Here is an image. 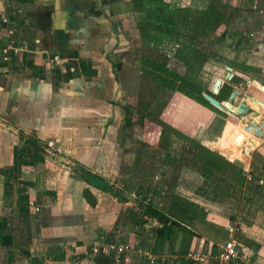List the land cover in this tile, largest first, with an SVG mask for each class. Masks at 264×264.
<instances>
[{"label":"crops","instance_id":"obj_1","mask_svg":"<svg viewBox=\"0 0 264 264\" xmlns=\"http://www.w3.org/2000/svg\"><path fill=\"white\" fill-rule=\"evenodd\" d=\"M205 1V7L211 1L223 10L218 34L226 30L220 39L214 33L207 50L201 48L205 46L201 38L213 32L201 21L205 11L195 7L196 0H0V235L10 242L0 243V264H115L114 257L91 252L102 240L131 248L117 264H139L137 256L143 264H148L147 258L158 260L156 264L163 258L167 264H216L215 237L194 227L196 222L209 230L219 226L190 216V209L183 210L181 220L178 213L166 211L177 208L172 201L169 206L158 201L149 204L182 226H174L162 243L138 229L146 223L137 202L147 199L165 172L161 151L177 138L173 129L189 142L201 136L206 145L214 141L211 147L238 167L244 180L237 182L232 168L203 177L194 146L187 167L190 161L196 164L195 171L216 187L253 192L247 202L264 211L258 184L264 178L260 146L264 138L256 137L252 147L246 144L233 153L227 144L233 131L218 135L224 122L239 119L234 121L229 112L219 109L228 114L221 117L204 99V94L221 103L228 99L234 86L222 81L216 94L212 86L229 66L242 78L241 96L233 105L245 95L264 102L260 88L264 85V0ZM181 46L203 54L206 64L201 65L198 56L191 58L193 54L184 56L177 49ZM138 47L142 51L136 57ZM151 61L181 76V83H175L174 89L160 84L156 72L151 75ZM133 62L140 74L169 94L163 112L168 116L165 123L174 127L168 137L162 135L164 130L154 136L166 143L151 146L149 154L142 156L129 144L134 126L145 129L147 141V126L126 113L123 118L120 106L130 98L127 86ZM214 62L224 73L213 76L210 84L197 83L203 67ZM189 81L200 88L190 92L196 98L183 86ZM130 103L124 109L129 110ZM247 118L241 120L249 122ZM131 157L139 158L137 166H131ZM177 195V202L198 204ZM228 224L224 227L228 234L220 237H227L224 242L235 239L232 229L238 230ZM137 249L151 256L138 254ZM259 249L258 243L254 248L246 246L244 254L250 258L240 261H259ZM189 250L204 252L205 259L182 256Z\"/></svg>","mask_w":264,"mask_h":264},{"label":"rangeland","instance_id":"obj_2","mask_svg":"<svg viewBox=\"0 0 264 264\" xmlns=\"http://www.w3.org/2000/svg\"><path fill=\"white\" fill-rule=\"evenodd\" d=\"M198 1L195 3L197 6H195L198 9H204L205 6L203 5L204 2L206 4L205 0H196ZM215 34H218V29L216 30ZM213 32L210 37L207 38H201V43L204 42L205 46L201 48L208 49V46L211 48V43L215 40L213 36H216ZM202 37V36H201ZM216 46L213 44V50L216 51L215 49ZM139 51L136 54V57L139 55L140 51H142V47H138ZM158 50H163L162 52L168 53V51H165L166 48L164 47H158ZM170 50L171 47H170ZM171 52V51H170ZM197 52V51H196ZM198 53V52H197ZM193 56L191 58H196L195 53H191L189 55ZM174 57V56H173ZM210 62V61H209ZM211 63V62H210ZM208 63L207 66L203 67L201 76L197 83L199 82L203 86L209 82H213V76H218L222 75L224 72L223 69L218 68L219 66L217 63L214 62V64ZM134 62L132 63V71H131V82L129 86H127V92L128 95H130L129 99H126V101L121 102L120 106L123 109V118L126 113V116L130 117L131 120L133 119L135 122L136 121H141L145 122L148 129V137L147 141L144 136V128H139L134 126L132 130V137L131 141L132 143L129 144V149L132 150L134 153L138 152L139 154L141 153L144 155H148L151 150H149L152 147H157L160 148L161 145L165 144V141L158 140L156 141L154 139V136L158 137V134H160L161 130L164 132L162 135L164 137H168L170 135V131L174 128L169 126L167 123H165L167 119V115L163 112L164 108V102L166 101L169 97V94H164L166 91L161 92L156 86L155 82L148 80L147 77L144 75L140 74L138 72V68ZM209 76H212L211 78ZM223 78V77H222ZM190 83L183 85L187 87L186 93L190 94L192 97L196 98V94H191L192 91H197L200 89L195 82L189 81ZM185 91V90H184ZM191 92V93H190ZM200 94V93H199ZM202 96V94H200ZM123 101V100H122ZM131 101L130 106L131 108L129 110L124 109V106L128 104V102ZM207 102V100H205ZM127 102V103H126ZM247 102L251 108L254 110L258 111L259 115L253 116L252 119L255 121H260L262 118H264L263 114V109L259 105L258 101L256 99L251 100L250 98L247 99ZM123 103V104H122ZM143 103V104H142ZM212 109L216 110L214 111L215 113H219L218 108L210 105ZM231 108L235 111L236 106L231 105ZM192 113V112H191ZM221 117H228V114H221L219 113ZM223 115V116H222ZM190 117V116H189ZM187 118V117H186ZM230 118L234 121H236V118ZM169 120L171 118L169 117ZM163 125V127L161 126ZM248 125V122H243L241 119H239L237 122H233L231 120H227L224 122L222 125L220 134L218 135L219 128L215 127L214 131L215 134L218 135V137H223V135H230L233 131V133L230 135L228 139V146L229 150H231L233 153L237 154L239 150L244 146V145H249L253 146L255 143V138L257 136H254V134L248 130H246V126ZM188 128V127H187ZM187 130V129H186ZM173 134L177 137L174 139V143L170 146L168 150L162 149L161 151V157L162 161L165 164L164 166V173L161 174L159 178L158 183L152 186V191L148 192L147 194V199L146 197L142 198V200L138 201L139 205L144 208L146 205L153 204L155 205V201L163 203L161 206H164L165 204L175 203V210L173 211L172 208L166 209V211H171L172 213L176 214L178 213V218L181 220L185 218L183 216V210L190 209L189 215L190 216H195L197 218H206L211 220L213 223H215L218 227L217 230H209L206 225L203 223H198L196 222V226L194 229L198 231L200 234L202 233H207L208 235H212V237H215L214 243L212 244L213 250L217 247L219 243H222L223 240H225L222 236L226 233L228 234V231L224 229L226 228L228 223H232L233 226H236L238 230H235L234 228L232 229L233 235L238 243L239 246L242 250V255L246 252L245 248L246 246L250 248H254V243H258L260 246V254H261V259L257 261V258L254 260L250 261L249 264H264V211L262 210H256L255 207L257 206H252L250 202H247V199L251 197L252 194H254L251 191L245 192L241 191V189L236 188L232 190H226L224 188H219L216 187L209 182H206L203 177H201L198 172H196V164L192 163L190 161V168L187 167V158L188 160H191L194 158L192 156V152L194 150L193 146L194 144L192 142H189L188 140H184L181 138L182 136L178 131H175L173 129ZM180 135V136H179ZM197 134L195 133V136ZM160 136V135H159ZM163 137V138H164ZM180 137V138H179ZM216 137V138H218ZM179 138V139H178ZM215 138V139H216ZM264 137H262L263 139ZM195 142H198L199 144L203 145L206 147L208 150H210L213 153H216V150L212 148L211 146L212 143L214 142H209V145L204 144L203 142V136L201 137H195L194 138ZM145 141V143L143 142ZM215 142H219V140H215ZM170 143V142H169ZM221 143V142H220ZM149 145V146H148ZM173 146V148H171ZM219 146V145H218ZM262 150L264 149V143L262 145ZM195 147V146H194ZM191 148V149H190ZM190 149V150H189ZM137 155V154H136ZM183 158V159H181ZM185 159V160H184ZM138 160V161H137ZM149 161V159H146ZM183 160V161H182ZM131 166H137L139 162V158H136L133 160V157H131ZM230 162V161H229ZM235 162V161H234ZM240 164H242V161H239ZM152 163V161H150ZM238 163V162H237ZM239 165V164H238ZM240 166V165H239ZM246 166V165H245ZM192 168V169H191ZM192 171H191V170ZM263 182L258 184L261 186V194H264V178H262ZM158 188L157 190H155ZM247 193V194H245ZM181 196L182 198H185L186 196L189 197L190 200H193L195 203L198 204H193L194 206H188L185 205L186 203H180L176 201L175 196ZM143 199H146L147 202H143ZM150 202V203H149ZM255 202L260 204L262 201L255 199ZM147 203V204H146ZM169 213V212H168ZM145 215V214H144ZM205 219V220H206ZM143 222L146 223L144 227L138 226V229H140V232H146L148 237L154 235L153 233V219L147 215L143 217ZM153 226V227H152ZM148 231H145L146 229ZM235 233H234V231ZM243 230V231H242ZM240 231V232H239ZM236 232H239L237 234ZM232 234V233H231ZM231 237V236H230ZM248 240H253L255 242L250 243ZM224 242V241H223ZM218 243V244H217ZM244 248V249H243ZM138 250V249H137ZM136 250V251H137ZM184 251V250H183ZM140 254V253H138ZM247 255V254H246ZM245 254L243 255L244 258L246 256ZM185 256L186 255H182ZM140 258L138 262L140 261L139 264H143L142 258L140 256H137ZM243 258V259H244ZM246 258H250V256H246ZM245 258V259H246ZM148 264H156L154 261L158 260H150L149 258L145 259ZM165 258L162 259L161 264H167L165 261ZM115 264L120 262L119 260L114 261ZM236 264H246L240 260L236 262Z\"/></svg>","mask_w":264,"mask_h":264},{"label":"trees","instance_id":"obj_3","mask_svg":"<svg viewBox=\"0 0 264 264\" xmlns=\"http://www.w3.org/2000/svg\"><path fill=\"white\" fill-rule=\"evenodd\" d=\"M217 8L218 7L216 6V4L210 1L208 6L202 9L205 11V13L201 16V21L214 33L216 32L218 27L221 25L222 16L224 15L223 10L217 9ZM225 35H226V30H223L220 34H218V39L224 37ZM177 49L180 51L181 50L184 51L185 52L184 56H187L186 53L197 54L195 56H198L200 58L199 60L200 64L201 65L206 64L204 63L205 56L203 54L197 53L193 51L192 49H189L183 46ZM188 59L186 60V62L189 61ZM151 63L153 65L150 69L151 75H153L154 72H156L157 79H158V82H160V84L174 89L175 83H177V85L181 83L183 79L181 76H179L178 74H175L174 72L169 71L165 67L159 66L158 64H154V62L152 61ZM82 70H84L83 66H82ZM191 142L194 144L195 148L198 151V157L202 163L201 173L205 178H210L214 173L222 174L226 171V169L232 168L234 171V174L236 175L235 177L236 181L241 183L244 180L241 174L242 171L238 167L233 166L231 162H229L227 159L223 158L217 153L211 152L210 150H208L206 147L199 144L198 142H194L192 140ZM143 212L145 215L151 218H155L159 222V224L153 228V233L158 243L159 242L162 243L163 241L169 239L172 228L174 226L182 227L181 224L178 223L177 221L171 220V218L169 217V214H166L165 212H162L161 210H158L151 205H146L143 208ZM0 243L4 245H8V243L10 242L9 240H7L5 236L3 237L2 235H0ZM183 252L184 251H182L181 253Z\"/></svg>","mask_w":264,"mask_h":264},{"label":"water","instance_id":"obj_4","mask_svg":"<svg viewBox=\"0 0 264 264\" xmlns=\"http://www.w3.org/2000/svg\"><path fill=\"white\" fill-rule=\"evenodd\" d=\"M226 74L225 76L221 78H217L212 86V92L216 94L218 92L219 87L221 86L222 81L224 83H228L234 88L230 91L228 99L221 103L219 100H217L215 97H213L210 94H204V99L207 100L210 104H212L214 107L229 112L233 117L237 119H243L247 118V115L251 118L248 122V125L246 126V130L252 132L254 136L257 137H264V118H262L260 121H255L252 119L253 116L259 115L258 111L251 108L247 102V99L250 98L251 100L255 99L253 96H244L242 99L238 102V105L236 106V110L234 111L231 108V105L237 101L239 96H241V91L239 90L238 85L242 82V78L232 72V68L227 66L226 68ZM261 90L264 91V85H260ZM257 100V99H256ZM259 105L262 107L264 112V102L257 100ZM264 116V114H263Z\"/></svg>","mask_w":264,"mask_h":264},{"label":"built area","instance_id":"obj_5","mask_svg":"<svg viewBox=\"0 0 264 264\" xmlns=\"http://www.w3.org/2000/svg\"><path fill=\"white\" fill-rule=\"evenodd\" d=\"M3 21L5 22L6 19H3ZM157 224H159V222L154 218L153 225ZM130 249L131 248L128 244L106 242L105 240H102L100 243L94 244L91 247V252L95 254L101 253L106 256H112L115 260H119L126 252H129ZM216 250L217 251L214 254V260L216 264H236V262L240 259L245 262L247 260L242 255L243 252L238 241L235 239L226 240L221 245H218ZM137 252L140 254L142 253V255H147L148 257L151 256L141 249H138ZM186 258L200 261L205 259V254L204 252H199L198 250H189L186 252Z\"/></svg>","mask_w":264,"mask_h":264}]
</instances>
